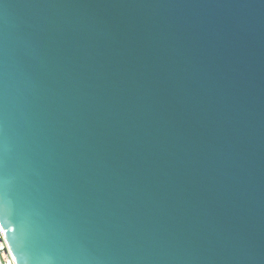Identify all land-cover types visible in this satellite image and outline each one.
<instances>
[{
  "label": "water",
  "instance_id": "obj_1",
  "mask_svg": "<svg viewBox=\"0 0 264 264\" xmlns=\"http://www.w3.org/2000/svg\"><path fill=\"white\" fill-rule=\"evenodd\" d=\"M0 227L14 264H264V0H0Z\"/></svg>",
  "mask_w": 264,
  "mask_h": 264
},
{
  "label": "built area",
  "instance_id": "obj_2",
  "mask_svg": "<svg viewBox=\"0 0 264 264\" xmlns=\"http://www.w3.org/2000/svg\"><path fill=\"white\" fill-rule=\"evenodd\" d=\"M0 258L5 262L12 260V264H14L3 233H0Z\"/></svg>",
  "mask_w": 264,
  "mask_h": 264
},
{
  "label": "snow or ice",
  "instance_id": "obj_3",
  "mask_svg": "<svg viewBox=\"0 0 264 264\" xmlns=\"http://www.w3.org/2000/svg\"><path fill=\"white\" fill-rule=\"evenodd\" d=\"M0 233H3V228L0 227ZM15 258L13 257V260ZM0 264H12V260L5 262L2 258H0Z\"/></svg>",
  "mask_w": 264,
  "mask_h": 264
}]
</instances>
